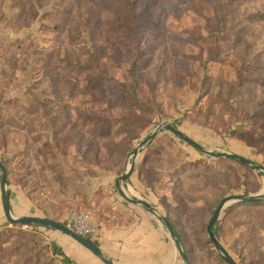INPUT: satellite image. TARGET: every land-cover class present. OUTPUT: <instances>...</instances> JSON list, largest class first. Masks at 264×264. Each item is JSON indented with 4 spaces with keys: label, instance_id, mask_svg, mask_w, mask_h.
I'll use <instances>...</instances> for the list:
<instances>
[{
    "label": "rangeland",
    "instance_id": "374dc122",
    "mask_svg": "<svg viewBox=\"0 0 264 264\" xmlns=\"http://www.w3.org/2000/svg\"><path fill=\"white\" fill-rule=\"evenodd\" d=\"M1 107L89 175L117 178L134 158L189 264H226L208 221L227 195L264 194V173L167 128L132 153L166 124L264 166V0H0ZM234 204L217 238L264 264V205ZM56 249L43 230L0 228V264H63Z\"/></svg>",
    "mask_w": 264,
    "mask_h": 264
},
{
    "label": "crops",
    "instance_id": "0c3cea01",
    "mask_svg": "<svg viewBox=\"0 0 264 264\" xmlns=\"http://www.w3.org/2000/svg\"><path fill=\"white\" fill-rule=\"evenodd\" d=\"M6 112L0 108V162L6 169L12 217L49 218L63 224L70 211L84 210L90 214L94 226V234L87 238L115 264H184L167 228L148 209L127 201L119 193L116 176L102 172L89 175L87 168H83L85 172L77 170L71 163L72 147L64 148L66 151L62 153L57 150L59 144H52L53 154L42 152L44 146L39 137L35 138L38 132L32 123L18 113V118L10 116L16 120L14 124H7L3 120ZM51 159H55V164ZM146 185L135 165L122 191L129 198L147 202L163 215L156 194ZM255 202L242 203L259 205ZM12 224L15 223L8 221L4 213L0 187V228ZM25 226L43 230L59 250L58 256L68 262L103 264L87 248L53 227Z\"/></svg>",
    "mask_w": 264,
    "mask_h": 264
},
{
    "label": "water",
    "instance_id": "95a60500",
    "mask_svg": "<svg viewBox=\"0 0 264 264\" xmlns=\"http://www.w3.org/2000/svg\"><path fill=\"white\" fill-rule=\"evenodd\" d=\"M161 128H167L170 129L175 135L178 137L184 139L186 142L191 144L194 148H196L198 151L202 152L203 154H206L211 157H223V158H231L234 159L246 166H249L251 168H254L258 171H261L264 173V166L261 164H257L253 162L250 159H247L243 156H240L235 153H228V152H216L212 150H208L201 146L200 144H197L194 140L189 138L187 135L182 133L179 130L172 129L166 124H162L156 127V129L151 132L146 138H144L141 142L137 144V146L133 150V156L136 157L140 151V149L147 143L149 142ZM135 167V159H131L129 164L127 165V168L125 172L116 178V187L119 191V193L129 202L132 203H138L148 209L151 214L158 219L168 230L172 241L174 242L179 255L181 256L184 264H189L188 259L186 257L185 251L182 247V244L173 228L171 223L161 214L156 212L154 209H152L149 204L145 201L142 200H137V199H132L129 198L119 187V181H126L130 175L132 174L133 170ZM0 171H1V177H0V187L2 191V201H3V208H4V213L11 223H20L22 225H28V224H36V225H41V226H47V227H53L70 237H72L74 240H76L78 243H80L82 246L87 248L96 258L100 260L103 264H115L113 261L108 259L101 251L98 245H96L94 242H92L90 239L79 235L75 231L71 230L70 228L66 227L62 223L53 221L49 218H36V217H19V218H14L10 214L9 210V202H8V193L6 191V169L4 165L0 162ZM259 200H264V194L262 193H257V194H231L225 196L216 206L215 210L211 214V217L208 221V224L206 226V231L208 234V237L214 247V249L219 253L221 258L225 261L226 264H238L232 256L227 252L226 248L223 246V244L220 242V240L217 238L216 234L213 232V226L217 222V220L220 217L221 212L225 209L226 206L237 203V202H255Z\"/></svg>",
    "mask_w": 264,
    "mask_h": 264
},
{
    "label": "built area",
    "instance_id": "2783aa9c",
    "mask_svg": "<svg viewBox=\"0 0 264 264\" xmlns=\"http://www.w3.org/2000/svg\"><path fill=\"white\" fill-rule=\"evenodd\" d=\"M63 225L84 237H92L94 234V226L92 224L91 216L84 210L70 211ZM63 264L73 263L67 261L63 262Z\"/></svg>",
    "mask_w": 264,
    "mask_h": 264
},
{
    "label": "trees",
    "instance_id": "16d2710c",
    "mask_svg": "<svg viewBox=\"0 0 264 264\" xmlns=\"http://www.w3.org/2000/svg\"><path fill=\"white\" fill-rule=\"evenodd\" d=\"M227 159H230V160H233V161H236V160H234V159H231V158H227ZM240 163V162H239ZM242 164V163H241ZM242 165H244V164H242ZM244 166H246V165H244ZM213 187H215V188H220V186H218V185H216V184H213ZM242 203V202H241ZM256 204H261V205H264V200H259L258 202H255ZM235 204H232V205H230V206H228L225 210H224V214L225 213H228L229 211H230V209H231V207H233ZM215 210V209H214ZM213 210V211H214ZM205 211V210H204ZM213 213V212H212ZM165 218L171 223V225L173 226V228H174V230H175V232H176V234H177V236H178V238H179V240H180V242L183 244V241H182V237H181V235H180V233H179V231H178V229L173 225V223L170 221V219L168 218V217H166L165 216ZM219 223H220V220H218L215 224H214V226H213V232L216 234V231H217V227H218V225H219ZM206 230V229H205ZM207 232V231H206ZM217 236V235H216ZM207 241L209 242V243H211V241H210V239L209 238H207ZM57 250V249H56ZM184 251H185V254H186V257L188 258V254H187V252H186V249H184ZM58 253H59V250H58ZM59 257V256H58ZM60 258H62V260H63V262H67V259L65 258V257H60ZM223 260V259H222ZM224 261V260H223Z\"/></svg>",
    "mask_w": 264,
    "mask_h": 264
}]
</instances>
